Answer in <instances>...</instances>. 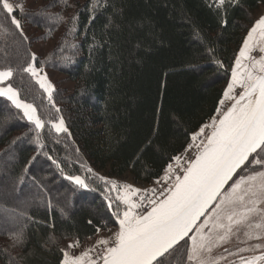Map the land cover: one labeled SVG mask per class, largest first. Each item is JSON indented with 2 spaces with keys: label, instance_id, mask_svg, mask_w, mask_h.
<instances>
[{
  "label": "trees",
  "instance_id": "trees-1",
  "mask_svg": "<svg viewBox=\"0 0 264 264\" xmlns=\"http://www.w3.org/2000/svg\"><path fill=\"white\" fill-rule=\"evenodd\" d=\"M262 3L81 0L68 14L55 0L50 16L34 15L41 7L10 14L41 31L30 37L0 11V69H14L11 83L46 122L40 148L31 123L0 97V264L13 258L14 264H60L64 239L82 242L101 220L107 228L115 224L108 185L94 170L129 173L139 182L159 178L216 113L238 46ZM55 37L49 60L35 64H51L75 82L70 93L53 92L68 128L60 134L47 124L52 106L44 91L22 71L32 42ZM76 175L89 187L67 179ZM20 228L26 243L12 247L9 233Z\"/></svg>",
  "mask_w": 264,
  "mask_h": 264
},
{
  "label": "snow or ice",
  "instance_id": "snow-or-ice-1",
  "mask_svg": "<svg viewBox=\"0 0 264 264\" xmlns=\"http://www.w3.org/2000/svg\"><path fill=\"white\" fill-rule=\"evenodd\" d=\"M234 2L236 0H216L218 7ZM61 3L65 7L72 6L68 0H61ZM15 7L24 11L23 5ZM0 11L7 18L14 12V4L10 0H0ZM34 15L52 14L41 6ZM63 19L59 17V21ZM77 19L78 13L71 17L73 28L70 31L75 29ZM10 24L23 35L21 21L15 15H10ZM24 38L27 39L26 36ZM256 48L264 53V15H260L248 30L232 68L231 80L224 91V97L234 100V103L218 119L214 117L210 125L201 126L192 135V141L195 142L205 133V128H211V133L201 143L188 145L189 148L195 147L197 152L195 158L189 160L187 167L183 168V174H177L173 164L169 163L161 179L172 182L160 192L159 197L156 196L155 188L141 189L124 184L120 190L117 181L99 177L110 184L113 190L121 191L117 199L126 207L123 210L117 207L112 212L118 228L110 237H98L94 245L85 247L79 255L68 251L80 247L81 240L76 237L68 243L67 248L60 249L63 254L61 264H97L98 260L102 264H171L168 258L178 251L181 241L188 246L183 254L186 255V261L181 257L180 264H217L210 255L213 248L226 242L234 230L240 231V226L258 229L260 231L257 235H264V170L252 171L247 175L237 172L238 169L245 171L252 164L264 169V56L259 59L251 56ZM31 59L33 62L28 63L22 71L30 74L40 89L47 93L49 103L55 106V86L47 73L36 67L35 53H32ZM245 60L249 63H243ZM13 76V68L0 69V97H6L17 109L23 111V116L34 125L37 145L43 148L40 130L45 128L46 122L41 119L34 104L20 98L19 90L11 83ZM236 86H240L243 91L233 96ZM220 103L223 104L224 100ZM47 124L57 133L68 132L62 116L56 121L48 120ZM172 160L177 167H183L180 164L181 156H174ZM88 171L92 172V169L88 168ZM234 175L238 179L233 181ZM67 179L82 188L89 187L79 175L68 176ZM229 181L233 182L229 185ZM225 185L229 187L226 189ZM149 192L151 196L145 195ZM137 193H141L139 202L132 199ZM105 199L109 200L108 207L112 208L111 199L108 196ZM22 215L26 216L27 213ZM257 216L260 222L253 223ZM202 217L203 221L198 223ZM88 223L92 224V221ZM107 224V221L101 220L99 225H94L95 233H100L101 228H107ZM9 235L13 241L12 247L26 243L23 228ZM245 235L252 238L253 233L246 232ZM49 239L56 242L54 236ZM97 246L102 249V255L94 258L92 253L96 252ZM257 261L264 262V253L247 259L241 257L240 264H256ZM9 264H14V258Z\"/></svg>",
  "mask_w": 264,
  "mask_h": 264
},
{
  "label": "rangeland",
  "instance_id": "rangeland-1",
  "mask_svg": "<svg viewBox=\"0 0 264 264\" xmlns=\"http://www.w3.org/2000/svg\"><path fill=\"white\" fill-rule=\"evenodd\" d=\"M54 1L55 0H20V1L10 0V2H12L14 4V9H18L15 7L16 5H23L24 11H35L38 8H40L41 6H44L47 8L46 10L51 11L55 8V5H53ZM77 1L81 2V0H68V3L72 6L71 7H65L64 6V9H65L64 12H66L68 14L71 13L73 10V7ZM260 15H264V3L260 4L254 10V12L252 14V21H251L250 25L248 26V30L252 27L254 21L256 19H258ZM21 24H22L23 32L29 37L33 36V35L36 36L41 32L39 30H36L33 27H30L27 23L21 22ZM248 30H247L244 38L247 36ZM244 38H243V40H244ZM243 40L240 43V45L238 46L237 53L235 55V58H234V61H233L232 67H231V71H232V68L235 66V60H236L237 55L239 54L241 46L243 45ZM55 41H56V37L53 39H46V40L35 39L32 42L31 47H30L31 56H32V53H35L37 56V59H39L40 62H41V60H43V61L46 59L49 60L48 56L50 54V49L55 46ZM251 56L255 57L256 59H259L261 56H264V53L260 52L259 48H256L252 51ZM30 62H33L32 59ZM243 63H249V61L245 60V61H243ZM51 66L52 65L50 64L49 66L39 65L36 67L42 68L43 71L45 73H47L49 80L55 86L54 93H56L57 95L60 94V96L61 95L63 96L66 93H70L75 86V82H73L65 73L60 72L57 69H53ZM230 80H231V72H230L229 79L225 83H223V85H222L223 94H224V91L227 88V85L230 82ZM5 83H7V82H5ZM241 91H243V89L240 86H236L232 95L238 96ZM54 93H53V96H54ZM44 94L47 97V93L44 92ZM222 99L224 100V103L221 104L219 102V106H218V109L220 111H218V109H217L216 113L209 120H207L203 124H201L199 126V128L195 132H193V134L198 132L199 129L201 128V126L210 125L212 122V119L214 117L218 119L219 116L221 115V113L223 111H226L227 108L231 105V103L233 101V100L226 99L224 97V95H222L221 100ZM22 100H24V99H22ZM24 101H26V100H24ZM26 102L32 103L30 101H26ZM53 102H54L55 106H53V104L51 103L52 107L48 108V110H49L50 117H51L50 120L56 121L62 115L58 114V112L56 111V109L59 108V104L57 102H55L54 99H53ZM18 110L23 115V111L21 109H18ZM25 119H27V118L25 117ZM30 123L32 125V128L34 129V125L32 124V122H30ZM50 127H51V125H50ZM52 130L55 132V130L53 128H52ZM55 133H57V132H55ZM210 133H211V128L210 127L205 128V133L201 134V136H199L195 142L192 141V135L193 134L191 135V139H190L189 143L187 144V146L185 147V149L176 155V156H181L180 164L183 167H177L176 162L174 160H172L170 162L173 164L177 174L182 175L183 174V168L187 167L188 161L193 159L196 155L197 149L195 147L189 148L188 145L193 144V143H195V144L201 143V141L205 140V136L207 134H210ZM35 134H36V132H35ZM35 138H36V136H35ZM262 170H264V169H262L261 166L252 164V165H249L245 171H243V172L240 171L239 173L241 175H247L252 171H262ZM94 171L99 177L103 176V177L108 178L109 180L117 181L118 182V188L120 190H122V186L124 184H131L134 187L141 188V189L155 188L157 197H159L160 192L163 191L166 187H168L172 182L171 180L161 179L164 176L165 169L159 178L151 180L150 182L136 181L132 178V176L129 173H124L120 176H114V175H109L107 173V169L94 170ZM172 179H174V177H172ZM235 179H238V176L235 175V177L233 178V181ZM158 180H159V183H157ZM102 181L105 182L104 180H102ZM233 181H231L229 183V185ZM106 184L108 185V187L105 189L106 190L105 192L108 195L111 194V196H112V198H111L112 210L115 211L117 209V207H119L121 210H123L126 206L121 201H119L117 199V197L121 194V191L113 190L111 188L110 184H108V183H106ZM229 185L226 187V189L229 187ZM138 194L139 193H137L135 196L132 197V199L134 201L139 202V199L136 198V197H138ZM149 194L152 195V193H150V192H149ZM144 208H145V210L147 209V203H144ZM202 221H203V218L201 219V221L199 223H201ZM252 222L253 223L260 222V217L259 216L255 217ZM117 228H118V224L116 223V219H115V224L111 225L110 227H108L104 230H101L100 233L95 234L92 237V239H86L85 241H82L80 247L68 249V251L70 253L75 254V255H79L80 252L83 251L85 247H91L92 245H94L95 241L98 237H104V238L110 237L111 234L117 230ZM259 231L260 230H258V229H249L245 226H240V231L237 232L234 230L233 234L230 236V238L226 242H224V243L220 244L219 246L213 248L212 253L210 254L211 257L216 260L217 264H240L241 257L247 259V258H250L253 256L261 255L262 253H264V235L258 236L257 233H259ZM246 232H252L253 233L252 238H249L247 235H245ZM74 239L75 238L64 239L60 244L61 248H67L68 243ZM186 240H188V238H186ZM188 243L190 244V241H188ZM258 244L261 245V247H256V245H258ZM187 246L188 245H186L184 243V241L181 242V246L178 249V251L172 257L168 258V260L171 262V264H180L181 257H183V260L186 261V255H183V254H184V251L186 250ZM92 255L94 258H96L97 255H102V249L99 246H97L96 252H93ZM100 262L101 261L98 260L97 264H99ZM166 264H167V262H166ZM256 264H264V262L257 261Z\"/></svg>",
  "mask_w": 264,
  "mask_h": 264
},
{
  "label": "water",
  "instance_id": "water-1",
  "mask_svg": "<svg viewBox=\"0 0 264 264\" xmlns=\"http://www.w3.org/2000/svg\"><path fill=\"white\" fill-rule=\"evenodd\" d=\"M232 103H234V100L232 101ZM232 103H231V104H232ZM230 106H231V105H230ZM230 106H229V107H230ZM194 158H195V157H194ZM194 158H193V159H194ZM238 171H239V169L237 170V172H238ZM234 177H235V175H234ZM234 177H233V178H234ZM230 182H231V181H229V183H230ZM227 186H228V185H225V188H226ZM202 218H203V217H202ZM202 218H201V219H202ZM199 222H200V221H198V223H199ZM190 234H191V233H190ZM186 238H187V237H186ZM186 238H185V239H186ZM181 242H182V241H181ZM99 264H102V261H101Z\"/></svg>",
  "mask_w": 264,
  "mask_h": 264
},
{
  "label": "built area",
  "instance_id": "built-area-1",
  "mask_svg": "<svg viewBox=\"0 0 264 264\" xmlns=\"http://www.w3.org/2000/svg\"><path fill=\"white\" fill-rule=\"evenodd\" d=\"M140 195H141V193H139V194H138V197H136V198L139 199V198H140ZM145 195L151 196L149 193H147V194H145ZM145 203H147V201H145Z\"/></svg>",
  "mask_w": 264,
  "mask_h": 264
}]
</instances>
